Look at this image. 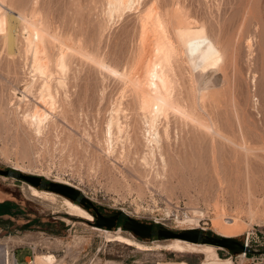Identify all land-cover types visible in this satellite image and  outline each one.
<instances>
[{
	"label": "rangeland",
	"instance_id": "374dc122",
	"mask_svg": "<svg viewBox=\"0 0 264 264\" xmlns=\"http://www.w3.org/2000/svg\"><path fill=\"white\" fill-rule=\"evenodd\" d=\"M5 2L13 7L9 16L11 23L17 26L15 33H20L18 36L21 39L18 37L19 47H14V56L3 50L0 37V168L72 186L108 212L119 210L124 217L176 230L197 227L212 235L235 237L244 243L247 240L249 249L245 257H235L227 249L216 248L214 244L185 241L182 247L172 251L169 245L177 239L143 242L119 228L100 229L102 227L91 224V220L69 214L64 206V198L67 197L50 189H37L40 194L33 195L30 188L33 185L0 174V241H10L18 247L15 251L18 264H24L29 255L28 244L35 246L37 253H53L62 261L61 264H104L107 260L120 264H180L182 261L186 264H263L264 161L249 153V161L240 155V161L235 164L233 147L216 142L214 163L208 135L202 136L192 126L188 125L189 128L183 124L184 130L182 128L179 135H174L168 145L163 146L162 154L169 164L163 162L160 156H154V160L153 157L148 158L146 162L143 157L147 150H144L141 139L144 151L138 140V143H127L124 149L117 145L115 152L108 155L102 150H105V143L101 139L109 115L110 106L107 103L110 100L111 104L113 98L119 96L122 81L78 56L75 57L78 59L71 58L73 65L70 64L72 69H69L72 73L68 70L71 78L68 75L69 80L66 79L72 85H68L69 105L65 106L70 115L65 112L68 118H61L62 114L58 113L60 108L57 107L53 113L58 116L54 115L50 129L46 128L42 134L34 133L20 121L21 114L17 116L16 110L17 105H24L23 101L19 102L30 74L20 51V48L23 49V37L21 25L15 21V12H25L30 17L33 11L30 10L35 5L37 8L34 9L42 12L51 33L54 31L55 36L60 35L59 40L71 38L75 47L79 44L78 49L95 53L122 70L137 47V17L141 8L143 10L155 3L163 13L167 10L168 15L173 13L175 6L178 13L185 11L183 17L188 15L191 23L194 20L192 28L204 25L207 34L219 42L217 45L222 51L220 66L204 69L199 81L214 94V99L206 102V111H213L211 119L221 131L237 140L244 139L241 136L244 134L247 142L242 141L256 151L257 147L264 146V0H143L139 10H126L115 19L108 15L107 0ZM175 10L174 13H177ZM49 43V51L53 50L49 55L53 61L48 58L49 55L47 59L51 61L49 64L53 62L54 65L59 52L58 44L53 40ZM176 47L179 48V69H173L174 73L168 70V74L171 80L177 78L172 80L176 94L185 99L188 96L187 102H190L194 89L191 84L189 86L188 77L187 81L184 78L186 74L188 76L189 66L180 47ZM53 48L58 49L55 50L57 53ZM181 59L184 60L183 65ZM169 68L172 70V67ZM176 72L181 77L180 81L183 78L185 87L193 93L186 91L185 87L182 91ZM73 83L79 84L75 87ZM34 99L30 95L29 102L40 107V102L37 104V99ZM18 110L21 113L22 110ZM207 115L210 116L208 111L204 113L206 118ZM172 124L181 129L180 123L178 125L175 120ZM138 145L141 155L139 150L136 151ZM222 151L225 153L222 154ZM257 153L261 150L257 149ZM216 214L224 217V225L214 224ZM107 231L140 242L148 250L140 251L135 244L107 241Z\"/></svg>",
	"mask_w": 264,
	"mask_h": 264
},
{
	"label": "bare ground",
	"instance_id": "6f19581e",
	"mask_svg": "<svg viewBox=\"0 0 264 264\" xmlns=\"http://www.w3.org/2000/svg\"><path fill=\"white\" fill-rule=\"evenodd\" d=\"M142 2L143 0H107L108 10H109L108 12L109 14L108 13L107 14L114 19L118 18L119 16L123 15L124 11L126 12V10L129 11L139 10L140 6H142ZM175 7L173 10H175ZM12 8H13L12 6L6 5L5 0H0V37L2 39V48L9 55L14 54L15 56L14 52L16 51L14 50V47L17 45L18 37H19L18 34L20 33L18 34L15 33L16 31L15 28L17 26H14L11 23L12 19L10 18L9 13L13 12ZM31 8H33V6ZM34 8L37 7H35L34 5ZM34 8L30 10V11L33 10L31 12L30 17L25 15L24 14L25 12L24 13L20 11L17 13L15 12L16 14L15 21H17V23L21 25V33L23 37L22 39L23 49L21 50L20 48V51H22L23 54L22 56H24L22 58L25 59L30 74V77L28 76L29 79H27L29 80V82L26 85L24 91L21 93L23 94V96H21L20 102L18 101L19 103L23 101L24 103L22 104L24 105L21 106L19 104L21 106L20 107L19 105H17L18 104L17 103L16 104L17 107L16 106L15 107L16 110L18 111L17 116L21 114V116H19L20 121L23 122L27 127H29L28 129H31L34 133L37 132L38 134L39 133L42 134L43 131H45V129L50 126V124L53 125L52 122H54V115H56L53 112L57 107L60 108V112H58L60 113V116L61 114L62 116L64 115L63 117L61 116V118L67 119L68 116L70 115L67 112L69 109L68 110L65 109V106L67 104L69 105L68 99L70 95L69 94L70 91L68 90L69 89L68 75L70 76V74H68L69 73L68 70L71 71L72 67L70 64L73 63L74 59H78L75 58L76 56H78L84 60L89 61L88 63L90 64L92 63L101 71L106 72L110 75L113 74L117 76L120 79V81H122L121 84L123 88L122 90L120 88L121 91L120 93L118 92L119 96L116 97V99L112 97L113 101L111 104H110V100L109 103H107L108 104L107 106H110L108 110L109 115L108 118H106L107 119L106 128H104L105 126L103 127L104 133H103V138L101 139H103L105 143L104 144L105 150L104 149L102 150L104 152L106 151L105 153H107L108 155L113 153L115 148H117L116 147L117 145L123 147L124 149V146H127L126 145L127 143L132 144L133 142H137L139 140L138 142L139 145L141 146V149L143 148L142 147L143 145L145 147L144 150L145 149L147 150V151L145 150L146 154L143 157V159L146 162H148V158L153 157L154 160V156L155 157L160 156L163 162L165 161L167 162L166 160L167 157L166 158L163 157L164 154L162 152L164 149L163 146L165 147V145H168L167 143L170 142V140L174 137V135L175 136L179 135V132L183 128L182 127L183 124V125H187L186 127L192 126V128L196 129L195 131L200 132L202 136H206V135L209 136L206 137L210 138L209 142H211L210 147L212 148V156H213L212 161L214 163H215L214 147L216 146V142H219L220 145L223 144L225 147L228 145H231L233 147L234 154L232 157L234 159L235 164H238V161H240V155L241 157L245 158V160L247 161L248 157L251 156L249 155V153H253V156H257L259 159L264 161V146H261L260 148L257 147L256 151H254L255 148L250 147L246 143L247 138L245 139L244 134H241V136H244V139L242 140H245L246 142H243L241 139L237 140L233 136H230L224 133L223 131H221L220 130L221 128L219 129L218 125L216 126L215 122L211 119V112L213 114V111L211 109L210 112L207 109L208 113H210V116L207 115V118L206 116H204V113L207 112L206 102L210 101L211 99L213 100L214 94L210 90L202 86L201 83L199 82L200 79L202 78V73H203L202 71L204 69L210 70V68L219 67L221 62L223 61V57L221 53L222 52L221 48L219 49L217 45L219 42L213 40L207 34L206 32L207 29L204 28L205 27L204 25L202 26L201 24V27H199L198 29H194L195 27L192 28L191 24H193L194 20L193 21L191 20L192 23L190 22V17H188L187 12L186 15L189 19L187 17L186 18L183 17L185 11L183 13L181 12L182 15H180L181 13H178V10H175V12L177 11V13H174L173 10H172L173 13L171 12V10H168L172 13L171 15H168L170 13L167 14V10L166 13H163V10H159L158 6L155 3L149 6L147 5L146 7L143 8V10L141 8L139 15L137 17L139 22V27L137 28L138 34L136 35L137 37V47H135L136 50L134 51L133 56L131 55L132 57L129 58L130 59L129 62L128 63L126 62L127 65L125 64L124 68L122 70H119L117 68L118 66L117 67L112 66L104 58L102 57L99 58L98 57L99 55L97 56L95 53H90L88 50L82 51L81 49H78L79 44L78 47H75L70 40L71 38L64 39L62 37L61 39L64 40H59L58 36L60 35L55 36L53 34L54 31H52L51 33L50 27L48 23L44 20L45 18L42 12L39 9L35 10ZM183 10H185V8ZM109 16L108 19H110ZM50 40H53L54 43L57 42L58 44L57 48L59 49V52L57 53L55 51L57 48L56 49H54L55 47L53 48L55 53H57V56L55 57L54 65L52 64L53 62L51 63L52 66L51 64H49L51 61L47 59V56L51 51L50 50L51 48L49 49V46L47 45L50 44L49 43ZM22 42L20 43L21 45ZM17 46L19 47V45ZM176 46L180 47V50L183 54V58L189 66L188 76L185 73L186 77L184 78L186 80L188 77V82H190L189 86L191 84L194 89L193 91L194 94H192L193 97L190 100V102H187L189 99L188 96H186L187 97L186 100L185 98H183L184 96L181 97L177 95L178 93L176 94L175 92L176 88L174 89V83L172 82V80L174 81L177 78L171 80L168 74V70L169 73H174L178 67L177 62L179 61V56H178L179 54L177 50L179 48L177 49ZM51 53H53V50L52 52H50V54ZM50 57L51 55H49L48 58ZM71 58L73 59L72 62L70 61ZM182 60L183 59H181V64L183 65L182 62H184V60L183 61ZM179 66L181 65L179 64ZM69 67H71V69H69ZM169 67H172L171 69L172 70L174 69L175 71L173 70L172 72V70H170ZM73 71H75V68ZM179 73L180 76H182L181 70H179ZM173 75L175 74H172L171 76ZM176 75L179 79L180 76L177 74V72ZM67 78L68 80H66ZM180 79L179 82H181ZM183 81L184 80L182 78V82H181L182 86L181 87L179 86L180 88H182V91L184 89L183 87H185V81L184 82ZM73 85L75 84L73 83ZM186 85H188V83ZM175 87H177L176 84ZM180 88H178L179 93H180ZM185 90L189 91L190 89L185 87ZM30 95L34 96L35 101L37 99V104L38 101L40 102V107L42 106V108L39 107V104L37 106L35 103L31 104V102H29ZM216 106H217V102H216ZM18 109L22 110L21 113H19L20 110ZM65 112H67L68 115L67 117ZM171 119L172 121L175 120V122H178V125L180 123L181 129L180 127L177 126V124L176 126L175 125L173 126ZM58 128L60 127L58 126ZM192 128H191V132H194V130L192 131ZM140 139L142 145L140 144L141 143ZM137 143L134 144L137 145ZM139 145L137 146L136 151L139 150L138 149ZM141 149L139 150L140 155L142 154ZM257 149L261 150V153L258 154ZM119 150L121 149L119 148ZM156 152L157 153L159 152L158 153L159 155H157ZM166 152L168 153V151ZM223 152L224 151H222V154ZM137 153L138 152H136V154ZM176 154H178V152ZM223 159L225 160V158ZM223 159L222 161H224ZM169 163L167 162V164ZM217 169H219V167H217ZM215 174H217L216 171ZM30 188L32 189L33 195L38 196L40 194V191H38L36 188L32 186H30ZM65 205H66L65 208H67L69 214L79 216L87 220L92 219V216L85 209H83L81 206L70 201L67 198H64V206ZM213 219H214V224L224 225L226 223V220L221 214H216ZM105 239L107 241H118L129 245L135 244L137 245V248L140 251L148 250L146 246L140 242H136L122 235H118V234L112 235L109 231L106 232ZM184 242L185 241L180 239L174 240L172 243H170L169 248L173 251L178 246L182 247ZM3 243L4 242L0 241V244ZM216 248H219V246H216ZM61 262L62 261L58 260L53 253L36 252L34 255V264H61ZM104 264H120V263L116 261H105ZM180 264H186V263L182 261L180 262Z\"/></svg>",
	"mask_w": 264,
	"mask_h": 264
},
{
	"label": "water",
	"instance_id": "95a60500",
	"mask_svg": "<svg viewBox=\"0 0 264 264\" xmlns=\"http://www.w3.org/2000/svg\"><path fill=\"white\" fill-rule=\"evenodd\" d=\"M13 172L14 171L10 169H0V174H4V175L12 174ZM16 173L18 176L32 182V185H36V182L42 179L40 176H37V175H30V174H25L21 172H16ZM46 185L49 187L50 190L58 194H61L69 198L72 201L78 200L82 204V207H84L85 209H87V207L89 206L96 209V207L94 206L91 200H89L78 189L72 186H69V185H66L60 182H55V181H49L46 183ZM120 214H121V211L119 210H112V211L106 212L105 215L98 213L96 216L95 226L111 229L115 227L116 219L118 218ZM102 218L106 219V221L103 222L101 220ZM151 225L152 224L149 222L139 221L132 217H128L126 221V226H129L128 228H132L134 230H144L145 232H148L150 230ZM160 229H162L160 230V233H159L160 236H164L166 238L180 239L183 241H188V242L198 244L199 238L197 234L200 232V229L197 227L184 228L178 231L169 230L165 227H160ZM139 235L142 238L148 237L147 233H139ZM204 243H210V244H214L216 246L225 248L232 255H236L241 252H244V251L246 252L249 250L247 245L244 243V241L238 238H235V237H227L223 235H220V236L212 235L208 237L207 239H204Z\"/></svg>",
	"mask_w": 264,
	"mask_h": 264
},
{
	"label": "flooded vegetation",
	"instance_id": "af4514ba",
	"mask_svg": "<svg viewBox=\"0 0 264 264\" xmlns=\"http://www.w3.org/2000/svg\"><path fill=\"white\" fill-rule=\"evenodd\" d=\"M0 169H3V168H0ZM4 175V174H2ZM6 176H11V177H15L17 180H21V181H24V182H27L29 184L32 185V182L20 177L17 175L16 172H13L12 174H7ZM49 182V181H45L43 178L40 180V181H37L36 182V185H33L36 189H40V190H48L49 187L46 185V183ZM74 203H77L79 205L82 206V204L78 201V200H74ZM94 206L96 207V209H94L93 207L89 206L87 207V212L90 213V215L92 216V219L91 221H89L91 224L95 225V222H96V216L98 213L102 214V215H105L106 210H104L101 206L93 203ZM130 217V216H123V214L121 213L118 218L116 219V224H115V227L111 228L110 230H114V229H120L124 232H127L128 234H130L132 237L134 238H137L139 239L140 241H143V242H152L154 239L155 240H173V238H166L164 236H160V227H165L169 230H173V231H178L176 229H172L166 225H162V224H154V223H151V228L148 232H145L144 230H134L132 228H128L129 226H126V221H127V218ZM133 218V217H132ZM103 222L106 221V219L102 218L101 219ZM139 221H142V220H139ZM144 222V221H143ZM99 227V226H98ZM100 229H108V228H105V227H102ZM139 233H147L148 234V237L146 238H142ZM199 240H198V244H205L204 243V239H207L208 237L212 236V234H209L208 232H206L204 229H200V232L197 234Z\"/></svg>",
	"mask_w": 264,
	"mask_h": 264
},
{
	"label": "built area",
	"instance_id": "2783aa9c",
	"mask_svg": "<svg viewBox=\"0 0 264 264\" xmlns=\"http://www.w3.org/2000/svg\"><path fill=\"white\" fill-rule=\"evenodd\" d=\"M1 232V229H0ZM247 245V240L245 241ZM0 264H18L17 258L15 256V251L18 247H15L10 243V241L0 244ZM248 246V245H247ZM27 249L30 251L29 255L24 259V264H34V255L36 253V247L31 244L27 245ZM246 252L239 253L235 257H245ZM264 264V263H263Z\"/></svg>",
	"mask_w": 264,
	"mask_h": 264
},
{
	"label": "crops",
	"instance_id": "0c3cea01",
	"mask_svg": "<svg viewBox=\"0 0 264 264\" xmlns=\"http://www.w3.org/2000/svg\"><path fill=\"white\" fill-rule=\"evenodd\" d=\"M107 261H113V260H107Z\"/></svg>",
	"mask_w": 264,
	"mask_h": 264
}]
</instances>
